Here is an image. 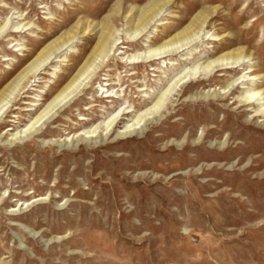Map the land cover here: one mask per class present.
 Here are the masks:
<instances>
[{
  "label": "rangeland",
  "instance_id": "obj_1",
  "mask_svg": "<svg viewBox=\"0 0 264 264\" xmlns=\"http://www.w3.org/2000/svg\"><path fill=\"white\" fill-rule=\"evenodd\" d=\"M150 1L0 0V264H264V0Z\"/></svg>",
  "mask_w": 264,
  "mask_h": 264
},
{
  "label": "bare ground",
  "instance_id": "obj_2",
  "mask_svg": "<svg viewBox=\"0 0 264 264\" xmlns=\"http://www.w3.org/2000/svg\"><path fill=\"white\" fill-rule=\"evenodd\" d=\"M158 1L160 0H151L140 12L139 16H138V24L134 27V29H132V34L134 35V33H136L137 35L140 33L139 31H142V28H144L146 25H148L150 23V21H152L153 18H155L158 14V12H155V11H150L149 15H147V12L150 10V8L152 9V7L154 5H156L158 3ZM154 8V7H153ZM201 24L202 22H193L191 23L188 27H186L184 30H182L180 33H178L177 35H174L173 37H170L167 41H165L164 43L160 44L159 46H157L155 49H160L163 51V50H166L169 48L170 51H172V47L171 46H177L179 44H181L182 46V42H186L187 40H190L193 36H196V34H198V32H195V30H200L201 29ZM108 31H111V29H109ZM104 32V31H103ZM109 33V32H108ZM131 36V37H134V36ZM111 36V33L110 35H107V34H103L101 32L96 44L94 45L93 49L91 50L89 56L85 59L84 63L81 65V67L79 68V70L76 72V74L71 78L69 79V81L60 89V91L53 97L52 101H51V104L54 103V102H57V104L61 103L63 100H65L68 96H69V93H67V90H69L72 86H74V84L79 80V77L88 72L89 69L93 68V65L95 64V61L98 59V58H101L103 56H105L109 50V48H111V43L112 40H109ZM194 38V37H193ZM191 41V40H190ZM67 42V40L65 41ZM65 42H61V43H58V44H54L52 45L46 52H44L42 55L39 56V58L33 62L32 64H30V69L28 72H30L31 70H34L35 68L39 67V65H41L55 50H57L59 48V46H62ZM122 43V42H121ZM188 44V43H187ZM184 45V44H183ZM182 48V47H181ZM153 49V50H155ZM168 49V50H169ZM177 49V48H176ZM178 49H180V47H178ZM153 50H149L150 52L153 51ZM148 51V53H149ZM167 51V50H166ZM170 51H167L170 53ZM156 52V51H155ZM158 52V51H157ZM156 52V53H157ZM161 52V51H160ZM147 53V54H148ZM154 53V52H153ZM164 54V52H162ZM146 54V57L147 58V55ZM152 54V53H150ZM161 54V53H160ZM160 54L157 55L159 57ZM161 54V55H163ZM241 54H242V51L241 50H238L236 51L235 53H230L227 57L226 56H223V57H218L216 60H214V62H217L219 61L220 64L215 66V67H220L221 66H226V65H234L235 62H237L239 59L243 58L241 57ZM153 56L156 55V54H152ZM150 57V55H149ZM148 57V58H149ZM153 58V57H152ZM155 58V56H154ZM158 57L156 56V59ZM168 58V57H167ZM132 59V58H131ZM136 59H138V57H136ZM188 58H183V61H187ZM149 60V59H147ZM165 60V59H164ZM230 60V62H228ZM144 61V60H143ZM167 61V60H165ZM164 61V62H165ZM153 63L155 65L156 62H154V60H151L148 61L147 63ZM161 62V61H160ZM169 62V61H168ZM189 62V61H188ZM213 61L211 63H207L203 68V71L204 70H207L211 68L212 64L214 63ZM218 62V63H219ZM224 62V63H223ZM129 64H136L137 62L134 61V60H129L128 61ZM144 63V62H143ZM146 63V62H145ZM195 63V61H194ZM153 64L151 65L152 68V71H157L159 69H156V67L153 66ZM169 64V63H168ZM188 64V63H187ZM191 64V63H190ZM167 65V64H166ZM165 65V66H166ZM171 65V64H169ZM28 67V68H29ZM194 67V66H193ZM232 67V66H231ZM234 67V66H233ZM187 69V68H186ZM213 69V68H212ZM211 69V70H212ZM190 70V69H189ZM188 70V71H189ZM183 72V71H182ZM26 74L28 73H25L21 78H19V80L16 82L15 86H13V88L16 87V85H18V82L20 81V79H23ZM179 74V73H178ZM184 74V73H183ZM186 74V73H185ZM188 74H191V72ZM191 75H195L194 73H192ZM184 78V77H182ZM181 78V79H182ZM109 87V84H105L103 87ZM103 87L100 86V89L102 90V93H104V97L106 98H112V97H117L116 94H111L112 93V90L111 91H108L109 89H105L103 90ZM171 87V86H170ZM9 88V87H8ZM8 88H5L4 90H2L0 92V103L4 100V98L6 97V92L8 91ZM170 91V89H165V91L163 93H161V96L157 97L155 100H154V103L151 107H154L155 109H159L160 107H163V104H164V101H165V95ZM261 92L260 90H252V91H249V92H245L246 94V97L244 98L245 101L250 104V103H254L255 101H257V98H256V95ZM115 99V98H113ZM56 104V105H57ZM257 107H258V104H256ZM35 106V105H34ZM120 106V105H119ZM145 110V109H144ZM121 111H124V109H122V107H118V110L115 111L111 116H110V123H112L114 120L117 119V116L118 114L121 112ZM146 111V110H145ZM156 111V110H155ZM154 111V112H155ZM256 111H259L257 108H256ZM130 111L129 110H126V114H128ZM151 112V110H150ZM263 114H264V110L262 111ZM140 113V112H139ZM138 115L135 116V121L138 120L137 123H133V125H131L132 127L134 125H138L139 124V121L142 119V115H143V112L140 113ZM153 113V111H152ZM37 116V115H36ZM37 118V117H36ZM40 120V118L37 119V121L35 123H37L38 121ZM80 121H83L84 119L83 118H80L79 119ZM108 120V119H107ZM115 122V121H114ZM142 122V121H141ZM132 124V123H131ZM145 124V123H144ZM130 126V125H129ZM128 126V127H129ZM40 127V126H39ZM136 127V126H134ZM127 128V127H126ZM131 128V127H130ZM130 128H128L127 130H129ZM133 129V132L134 130H136L135 128H132ZM9 130V128H7V131ZM107 130V129H106ZM82 132V131H81ZM95 132V131H94ZM86 133V132H85ZM90 133V131H89ZM93 133V132H92ZM91 133V134H92ZM83 134V132H82ZM126 132L123 134L125 135ZM127 134H130L127 132ZM90 135V134H89ZM41 200V199H40Z\"/></svg>",
  "mask_w": 264,
  "mask_h": 264
}]
</instances>
